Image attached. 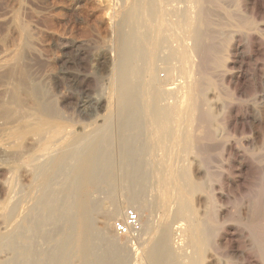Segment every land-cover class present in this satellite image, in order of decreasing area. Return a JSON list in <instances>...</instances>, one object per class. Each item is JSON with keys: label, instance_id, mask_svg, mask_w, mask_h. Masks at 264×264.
Wrapping results in <instances>:
<instances>
[{"label": "rangeland", "instance_id": "obj_1", "mask_svg": "<svg viewBox=\"0 0 264 264\" xmlns=\"http://www.w3.org/2000/svg\"><path fill=\"white\" fill-rule=\"evenodd\" d=\"M162 1L163 20L159 23L166 24L165 35L176 40L163 44L159 50L163 52L161 60L155 65L158 64L157 75L164 87L178 89L177 96L169 95L165 101L179 104L189 86V96L196 95V105L202 106L200 112L209 109L214 118L206 125L189 117L184 129L185 122L180 121L184 108H177L175 138L165 139L159 144V151L152 149L153 154L145 141L152 133L146 129L137 145L145 148L139 161H143L140 170L145 172L140 184L145 188L141 200L146 210L139 215L129 199L118 157L112 172L115 182L113 176L107 175L97 189L88 190L89 204H99L94 218L96 229L122 246L118 264H149L144 250H149L151 243L140 239L142 222L147 231L157 229L169 239L171 253L164 264H188L190 255L195 253L191 242L197 243L199 252L204 250L200 252L202 264H264V0H202L197 11L190 0ZM169 8L174 9L173 16ZM186 8L199 13V19L208 13L212 22L210 27H203L205 43L201 52L194 51L178 16ZM123 9L120 0H0V237L7 233L12 209L26 198L36 179L70 139L87 134L94 125L111 122L114 136H118L114 125L117 100L112 89L116 83L117 51L126 48L125 41L117 39V18ZM143 12L147 13L146 7ZM123 31L126 35L131 33L128 27ZM165 52L174 54L170 62L163 60ZM216 57L220 60L218 67L214 64ZM136 64L144 65V59ZM206 77L213 85L206 86L201 94L197 79ZM115 148L114 153L119 154L120 145ZM65 160L64 166H69L74 159ZM56 183L47 185L42 199L55 189L61 204L65 193L62 185ZM112 202L120 208L117 217L109 216ZM32 205L29 219L19 224L11 242L0 247V264H24L23 236L31 228L37 227L41 233L54 232L49 225L35 223V218L40 214L58 215L59 211L47 212L41 203ZM128 210L138 214L141 230L123 236L115 232L114 225L125 219ZM169 215L174 218L168 227H161ZM149 220L153 227L147 223ZM62 227L65 230L68 226ZM154 231L148 239L158 234ZM54 239L44 246L40 235L31 238L42 244V250H52L58 237ZM36 255L34 264H43L42 254ZM69 260V264L78 263L75 256Z\"/></svg>", "mask_w": 264, "mask_h": 264}, {"label": "bare ground", "instance_id": "obj_2", "mask_svg": "<svg viewBox=\"0 0 264 264\" xmlns=\"http://www.w3.org/2000/svg\"><path fill=\"white\" fill-rule=\"evenodd\" d=\"M120 1H121V3H123V7H124L123 10L124 11L121 12L117 18V25H118L117 26V39L120 37L121 41H125L126 48H125V50H124V48L122 49L121 47H120V50L117 49L118 50L117 51V60L118 61H117V64L115 65L116 83L114 82L115 85L113 86V89H112V94L114 95V97H116V100H117V115H116L117 121H116V123H114V125L116 124V127H117V130L119 131V134H118V136L117 135L114 136V132H113L114 127H113V125H111V123L113 124V122H111L110 124L107 123V125L105 123V126L94 125L93 127L90 128V130L87 134H84V135L81 134L80 137H75V138L70 139V141L65 145L64 149L61 151L60 155L59 156L57 155L58 157L54 158L52 161L50 160L51 163L49 164V167L46 166L47 167L46 170L43 168V170H45V171L41 175L39 174L40 177L38 179H36V181L34 182V184L31 187V191L29 193H27L28 195L27 196L25 195L26 198H24V200L21 201L18 204V206L16 204H15L16 206L14 205L15 207H14V209H12V211L8 217L7 233L3 237L2 236L0 237V247L8 244L11 237H14L18 233L19 224L26 222L27 219H29L28 214H29V211L31 209L30 207L32 204L41 203L47 212H49V211L53 212L56 210L59 211V212L57 211L59 213L58 215H54V214L41 215L40 214V216L38 218H35V221H36L35 223L43 224L42 227L49 225L53 228L52 230L54 232L42 231V233H41V230H39L37 227H35V228H31L30 230L28 229L29 230L28 233H26V235L23 236L25 243H26L25 247H23V249L21 251V256H22V259L24 261V264H34V259H35L36 254L37 255L40 254V256L42 254L43 264H69V261H71L69 259H70V257H73V256L77 257V260H78L77 264H118L120 262V259L122 256L121 255V252H122L121 247L122 246L119 245L114 240H112L106 234H103V233L97 231L96 226H95V222H94V218H95V215L99 213L98 212L99 204H98V202H94L93 205L89 204L88 190L91 188L97 189V187L102 182H104L106 180L107 175L110 177L115 176V175H113V173L115 172V171L113 172V170L117 165L116 163H117L118 157H120V166L122 168L121 172L123 173V176L126 179V182L124 185H126L127 191L129 193V196L128 195L127 196L129 197L131 202H133L132 204L136 205V211L138 212L139 215H141V213L146 210L144 208V205H143L144 203H142L143 200H141L142 196L144 195V189L145 188L140 184L141 180L142 181L144 180L143 175L145 174V172L143 169L140 170V166H141V163L143 164V161L142 162L139 161V157L143 155V153L145 152V148H144V145H142V147L140 145L139 146H137V145H138V142L140 141V138H141L140 136H142L143 132L146 129H147V131H149L148 129H150V132L152 133V135H151V133L149 132L151 135L150 139H148V140H147V138L145 139L146 143L148 144V149L150 150V154H151L153 151L152 149H154V148H156V151L160 150L159 144L160 143L162 144L163 141H165V139H172L173 140L175 138L174 137V135H175L174 124H175L176 119H177V117H176V111H177L176 109L177 108H184V113H185V114H183L184 117H183V119L182 118L180 119V121L185 122V123H183V124H185V127L183 126L184 129L187 128V125H189V117L191 119L193 118V120L196 121V123L201 122V123H204L206 125H210L211 122L213 121V118H214V116L212 114L213 112L209 111V109L208 110L206 109V112H204V110L202 112H200V107L202 108V106H200V104L196 105V102L194 101V97L196 95L195 96H192V95L189 96V86L187 88V91H185L186 92L185 99H184L185 101L181 100L179 102V104H178V102L177 103H174V102L170 103V102L165 101L167 98H169V95L172 96L174 93L176 94L175 91L178 89L176 86H175L176 90H174L175 88H173V86H172V88H169L168 86H166L168 88L164 87V85L161 83V81L159 79L160 75L159 76L157 75V67L158 66L156 67V65H158V64L155 65L157 60H158V62H159V59L161 60L160 55H162L161 53H163V52H159V50L162 48L163 44L164 45L168 44L169 41H171L170 39H172V38H169L168 36L165 35V32H167V31L165 30L166 27L164 28L163 26H165L166 25L165 23H167V22H165L164 23L165 25H163V26H161L162 25V24H160L161 22L159 23V21L162 19L161 15H162L163 6H164L163 1L162 0H120ZM190 1L193 3L194 9H196L197 4L200 3L202 0H190ZM203 1H209V3L211 2V0H203ZM171 4H172V2H171ZM174 4H176V3H174ZM211 4H214V3L212 2ZM172 6H174V5H172ZM145 7L147 9L146 14L143 12V9ZM173 8H175V6ZM188 8H190V7H188ZM169 9L171 10L172 8H169ZM172 10L174 11V9H172ZM171 11L169 13H171V14L174 13L173 11L172 12ZM178 11H176V12H178ZM196 11H197V9H196ZM204 11H206V9H203V12ZM165 12H164V14H166ZM190 12H191L190 9L186 8L185 10L181 11L180 15H178L181 17V20L176 15H174V17L176 19L178 17V19L182 22V24L185 25L184 28L186 29V32L188 33L189 39L191 40L189 42H192V46H193L194 51L201 52L204 49L203 45L205 43L204 42L205 41L204 40L205 34L203 35V33H202L203 27H206V28L210 27L212 25V22L209 19L208 13H206V12H204V14L201 15L200 19H199V13L192 11L194 13V16H193L192 15L193 13L191 12V14H190ZM145 15L148 16V19L144 18ZM167 15L168 14H166V17H167ZM172 16H173V14H172ZM164 19H165V15H164ZM170 19H171V17H170ZM170 22H172V20H170L169 23ZM178 22H175V23H177V25H179ZM181 22H180V24H181ZM182 24H181V26H182ZM168 26L171 27V25H168ZM127 27L130 28V30H131V33L129 35H126L125 32L123 31V29L127 28ZM175 28H176V26L174 25V29ZM183 30H180V31H183ZM212 34H213V32H212ZM184 37H186V36H184ZM175 40H176V38H175ZM175 40L172 39L173 42ZM186 40H187V38H186ZM187 42H188V40H187ZM117 46L119 47V44ZM188 52H189V50H188ZM165 53H166V55H165L164 59L163 58L162 59L166 60V61L168 60L170 62L171 58L174 57V54L172 52H165ZM186 54H187V52H186ZM215 54L217 55V53H215ZM187 56H189V55H186V57ZM184 57H185V55H184ZM210 58H209V60H210ZM139 59H144V65H137L136 64V62ZM199 63H201V62L199 61ZM209 63H211V62H209ZM211 64H213V63H211ZM214 64L217 65V67L220 66L219 57H216V61L214 62ZM164 65H165V63H164ZM201 67H202V65H201ZM202 70H203V68H202ZM198 71H199V69H198ZM163 72H162V74H163ZM159 73L160 72H158V74ZM184 74H185V72H184ZM198 74H201V73H198ZM131 75H132V77H130ZM172 75H173V73H171V76ZM147 76H148V78L150 76V78H149L150 80H148V81L146 80ZM168 77H170V76L168 75L167 78ZM170 78H169V80H170ZM202 79H206L205 82ZM202 79H200V78L197 79L199 82V85H200L199 87H200L201 92H202L201 94H203L204 89H206L205 88L206 86H210L211 84L213 85L211 79H209L207 77L202 78ZM143 80H146V84H144L145 82L143 83ZM171 80H172V78H171ZM197 80H195V81H197ZM140 83L143 85V88L141 87L142 85ZM169 84L170 83H168V85ZM172 84L174 85V83H172ZM139 87H141L142 90ZM197 91H198V89H197ZM175 96H177V94ZM172 98H173V96H172ZM182 98H183V96H182ZM203 103H205V100ZM205 104L207 105V103H205ZM203 107H205V106H203ZM38 112L39 111H37V113ZM179 113H178V115H179ZM201 123H199V124H201ZM203 127H205V126L203 125ZM203 127H201V130L203 129ZM187 131H188V129H187ZM207 134H209V131H207L206 135ZM154 137H155V140H157V141H155V143L153 142ZM205 137L206 136H204L203 138H205ZM206 139H208V136ZM42 141H44V140H42ZM58 144H60V143H58ZM117 144H119L121 147V150L119 149L120 150L119 154L114 153V148L116 147ZM52 155H54V153ZM163 155H165V153ZM170 155H171V153H170ZM70 157L74 159L72 164L69 166H67V165L64 166V160L66 158H70ZM154 160H156V159H154ZM31 164H33V163H31ZM43 164L45 166V163H43ZM43 164H42V166H43ZM94 164H97V166L93 167ZM39 165H41V164H39ZM159 165L160 164H158V166ZM165 167H166V165H165ZM41 168H40V170H41ZM181 169L183 170L184 167L183 168L181 167ZM181 169H179V170H181ZM154 170H155V167H154ZM35 172L37 173V171H35ZM157 172H158V170H157ZM185 172H186V170H185ZM182 174H184V173H182ZM141 178H143V179H141ZM50 181L52 182L53 185H54V182H57L56 185H58V184L62 185L61 189L63 188V191L65 193L64 194L65 197H64L63 201L61 202V204H58V203H60L59 199H61V198H58L55 195V189H53L51 191L49 190V192L46 193V197H44V199H42V195L46 191L47 185H49V183H51ZM114 182H115V177H114ZM160 182L161 181L159 179V185H160ZM105 184H106V182H105ZM124 185H123V187H124ZM181 186H183V185H181ZM119 187H120V185H119ZM175 188H177V187H174V189ZM163 198H165V197H163ZM177 201H178V199H177ZM183 201H184V199H183ZM112 204L113 205L111 207V210L109 211V216H112V217L116 216L117 217V215H119L121 212L120 208L117 205V203L112 202ZM11 207H12V204H11ZM173 216H174V214H173ZM173 216L169 215V217L165 218L163 220V222L161 223V227L162 226L168 227L172 218H174ZM96 217H98V216H96ZM147 223L153 227V221L149 220ZM65 224H67L68 227H67V229L64 230L62 226H65ZM196 225H198V224L196 223ZM145 226H146L145 223L142 222L143 229L141 231L140 239L145 240L144 243H146V244L147 243L152 244L154 241H155V244H152V245L150 244L149 245L150 247H147V248H149V250L148 249H147V251L144 250V252H145L144 257H146L149 264H164V263H166L168 261L169 255L171 253V244H170L169 239L166 238V235H165V237H163L162 234L158 233L159 231L157 232L156 231L157 229L155 231L154 230L153 231L157 232L158 234H155L153 239H152V237L150 239H148V236L153 231L151 229L150 230L148 229V231H147ZM191 226H190V229H191ZM52 230H50V231H52ZM187 231L188 230H186V232ZM194 231H196V230H194ZM194 231H192V233ZM37 235L41 236V240H42L43 244L47 243L51 239H54L56 236L58 237V239L56 240V244L53 246L52 250H42V247H41L42 244H40V242L37 243V242H34L31 240L32 237L37 236ZM191 235H193V234H191ZM199 235H200V233H199ZM20 236H21V234L19 235V237ZM191 243H192V246H194V248H195V253H193V254L191 253L192 256L190 255L188 264H202L203 261H202L200 252L203 249L200 247L202 250L199 252V250H198L199 248H198L197 243L196 242L195 243L191 242ZM134 244H135V242H134ZM44 246H45V244H44ZM132 247H134V246H132ZM133 249H135V248H133ZM10 251H11V249H10ZM136 251H137V248H136ZM192 251H194V250H192ZM37 255H36V257H38ZM35 261L37 262V260H35Z\"/></svg>", "mask_w": 264, "mask_h": 264}, {"label": "built area", "instance_id": "obj_3", "mask_svg": "<svg viewBox=\"0 0 264 264\" xmlns=\"http://www.w3.org/2000/svg\"><path fill=\"white\" fill-rule=\"evenodd\" d=\"M114 230L123 236L140 232L141 223L138 214L134 210H128L125 219L115 223Z\"/></svg>", "mask_w": 264, "mask_h": 264}]
</instances>
